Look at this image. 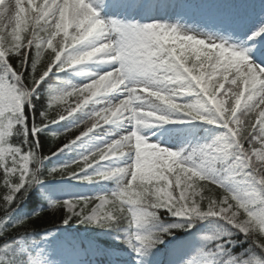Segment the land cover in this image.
Returning a JSON list of instances; mask_svg holds the SVG:
<instances>
[{
  "label": "snow or ice",
  "instance_id": "obj_1",
  "mask_svg": "<svg viewBox=\"0 0 264 264\" xmlns=\"http://www.w3.org/2000/svg\"><path fill=\"white\" fill-rule=\"evenodd\" d=\"M250 57L264 62V2L0 0V264H30L16 242L39 235L33 224L46 216L100 230L40 240L67 258L57 264H123L105 237L141 264H264V64ZM87 64L96 70L86 82L42 98L54 73ZM193 121L204 123L165 130L181 135L175 147L141 134ZM108 125L121 127L102 146L48 166ZM50 177L114 186L44 191L47 207L15 217ZM203 221L212 228L202 245ZM177 232L192 239L159 248Z\"/></svg>",
  "mask_w": 264,
  "mask_h": 264
},
{
  "label": "rangeland",
  "instance_id": "obj_2",
  "mask_svg": "<svg viewBox=\"0 0 264 264\" xmlns=\"http://www.w3.org/2000/svg\"><path fill=\"white\" fill-rule=\"evenodd\" d=\"M9 2V0H5V4H7ZM222 2L224 3H231V2H235V0H222ZM248 2H253V3H260V0H248ZM97 5L99 6V0H97ZM107 10H104V14H109L106 12ZM249 35H251V33H249ZM231 43H237V41L232 40ZM258 46V45H257ZM251 51H254V46H248V52L251 53ZM96 70V66L92 65V64H87L84 66H81V68L78 69H70L69 73H68V84L66 86L65 89H70L71 87L78 85L80 83H84L87 81L88 79V74L90 72H93ZM76 101L74 102H70L73 105L75 104ZM192 125V124H191ZM191 125H189L188 127H191ZM118 127L117 129L119 130L121 125H113ZM172 124L171 123H162V124H153L151 125V127L149 128H143L141 129V134L145 135L150 142H154V143H159L163 146H168V147H175L178 146L177 144H171V145H166L165 143H163L161 139L162 134L165 132V130L168 129H173L172 128ZM152 131H155L152 133ZM150 135V136H147ZM207 135V132H203L201 136H205ZM181 143V140H180ZM60 154L58 156L53 157L54 159L59 157ZM108 163H111V161H109ZM48 186L51 187H55V184H46ZM24 248L22 247L21 250H23ZM34 255H27V258L30 262V264H44L45 261H48L49 264H57V262L59 260H61V258H64V256L62 255V253L59 250H56L52 247L47 246L46 244H44L43 246L39 245L38 248H35L34 250H32ZM203 259V256H201L200 258L197 259L196 264H206L201 262V260Z\"/></svg>",
  "mask_w": 264,
  "mask_h": 264
},
{
  "label": "trees",
  "instance_id": "obj_3",
  "mask_svg": "<svg viewBox=\"0 0 264 264\" xmlns=\"http://www.w3.org/2000/svg\"><path fill=\"white\" fill-rule=\"evenodd\" d=\"M50 147L53 148L55 147V145H52L50 137L47 135V133H45L41 141V151L43 152V154H47ZM48 166L51 167L53 166V164L51 163ZM34 211H37V210L35 209ZM54 225H58V221L56 220V218L54 216H46L43 219H38L33 224V227L35 229H44V228H49Z\"/></svg>",
  "mask_w": 264,
  "mask_h": 264
}]
</instances>
